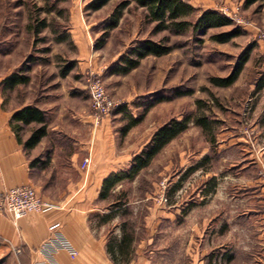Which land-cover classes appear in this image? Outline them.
<instances>
[{
  "label": "rangeland",
  "instance_id": "374dc122",
  "mask_svg": "<svg viewBox=\"0 0 264 264\" xmlns=\"http://www.w3.org/2000/svg\"><path fill=\"white\" fill-rule=\"evenodd\" d=\"M94 1L0 0V70L18 62L21 68L35 70L37 78L44 67L48 73L70 63L80 68L86 59L79 50L87 49L88 68L83 75L75 68V75L86 86L91 73L98 75L107 92L124 101L110 117L120 144H130L133 155L170 118L204 114L212 122L213 141L191 123L149 167L116 187V192L125 190L128 199L127 214L117 219L134 222L144 236L143 220L150 209L154 217L167 211L166 226L156 228L150 249L165 251L163 264H191L179 204L183 195L193 201L194 186L199 196L189 213L207 225L203 245L210 244L216 232L214 264H264V90H254L264 72V53L255 41V29L264 28V2L246 6L245 0H186L198 13L239 5L246 25L173 35L154 32L153 24L144 20V10L132 0H108L98 10L89 7ZM234 28L239 34L228 42L212 38ZM146 38L173 50L160 57L148 55L130 72L121 73L122 58L132 59L133 47ZM245 52L247 63L234 84H211V78L227 76ZM189 90L192 93L186 94ZM163 183L165 204L160 201ZM208 185L209 198L203 194ZM106 204L101 202L103 210ZM204 217L210 220L203 222ZM0 263L13 264L1 245Z\"/></svg>",
  "mask_w": 264,
  "mask_h": 264
},
{
  "label": "crops",
  "instance_id": "0c3cea01",
  "mask_svg": "<svg viewBox=\"0 0 264 264\" xmlns=\"http://www.w3.org/2000/svg\"><path fill=\"white\" fill-rule=\"evenodd\" d=\"M79 51L83 60L86 59L83 67L76 68L73 64L65 74L61 68L54 67L52 73H48L44 67L43 75L36 78L35 70L21 68L18 62L0 70V192L27 185L35 188L45 201L57 205L16 221L0 214L1 249L7 250L13 264H31L40 257L37 249L49 237L52 223H59L63 236L76 251L74 258L66 251L57 252L58 264H114L106 246L109 238H120L121 221L117 214L111 221L101 222L99 216L109 211L102 209L98 195L102 181L128 168L134 155L130 144H120L118 128L110 116L94 124L87 86L75 75L79 72L83 75L88 68L89 52L81 48ZM12 75L14 81L19 76L27 80L14 84L4 82ZM24 107L41 111L42 124L46 127L45 135L31 148H26L24 142L41 124L21 123L23 129L18 134L21 141L17 140L11 126L13 115ZM88 155L86 169L80 168L81 161ZM204 188L203 194L211 197V186ZM192 189L193 201L183 195L179 204L184 209L180 218L183 237L189 243L184 250L192 258L191 264H214L213 254L218 249L216 232L212 236L210 230L208 234L214 238L210 244L203 245L204 238H208L204 233L207 225L201 223L202 217L189 213L194 211V199L199 196L197 187L192 186ZM261 192L264 194V189ZM168 219L167 211L154 217L150 209L143 220L145 234L139 236L140 228L135 227L131 259L123 264H163L165 251L156 252L150 246L154 231L159 225L163 229ZM207 220L210 218L204 217L203 222ZM109 223L112 226L107 229Z\"/></svg>",
  "mask_w": 264,
  "mask_h": 264
},
{
  "label": "trees",
  "instance_id": "16d2710c",
  "mask_svg": "<svg viewBox=\"0 0 264 264\" xmlns=\"http://www.w3.org/2000/svg\"><path fill=\"white\" fill-rule=\"evenodd\" d=\"M108 0H96L89 4L94 10L101 9L102 6ZM135 6H138L144 10V20L153 24L154 32L168 31L173 35L184 34L188 31L205 33L208 29H214L219 27H226L233 24L228 18H225L212 10H204L198 13V9L188 3L186 0H132ZM264 2V0H245L247 5L255 2ZM116 17L113 25H116ZM38 33V30H35ZM239 34L238 28H234L226 33H219V35L212 36L216 42H228L234 36ZM172 47L165 45L164 43H157L149 38L139 41L135 47H133L130 55L132 59L122 58L123 66L119 67L121 73H127L137 67L139 61L148 55L160 57L161 55L168 54L172 51ZM248 52L243 53L237 59V63L233 70L225 77L211 78L210 82L217 87H227L235 83L239 73L243 69L245 63L248 60ZM73 68V64L70 63L62 68V74L70 71ZM259 79L255 83L254 90L260 91L264 88V72L259 73ZM14 75L5 78L4 82H11L12 84L17 82H25V77L19 76L17 81H14ZM181 93V92H178ZM192 92L186 91V94ZM199 106L200 100L196 101ZM200 107V106H199ZM43 114L35 107H24L17 111L12 117L13 124L11 123L12 130L14 131L17 140L21 141L18 134L23 129L22 124H28L32 121L40 123L41 126L34 128L30 136L24 142L26 148H31L37 144L41 137L45 135V125H43ZM200 127L202 133L209 135L208 141L212 142V122L204 114H195L192 116H183L180 119L170 118L161 127H159L149 139V142L134 155L128 168L121 170L117 173H112L106 177L102 182V188L99 192L100 201L107 202L106 207L108 213L99 216L102 223L111 221L117 214H127V208H124L128 204L126 191H115L116 187L124 181H131L138 173L149 167L150 162L164 149V147L178 137L179 134L188 129L189 125ZM211 136V137H210ZM121 235L118 240L113 237L109 238L106 251L110 255L114 264L127 263L131 259V253L133 252L134 244V229L136 225L134 222L122 218L120 220ZM2 264V263H0Z\"/></svg>",
  "mask_w": 264,
  "mask_h": 264
},
{
  "label": "built area",
  "instance_id": "2783aa9c",
  "mask_svg": "<svg viewBox=\"0 0 264 264\" xmlns=\"http://www.w3.org/2000/svg\"><path fill=\"white\" fill-rule=\"evenodd\" d=\"M240 10L241 7L239 5H235L233 8L221 7L218 14L228 18L238 27H244L246 23L240 15ZM255 32V41L262 53H264V28L262 30L256 28ZM88 80L89 109H91L94 124L97 125L102 119L119 110L124 101L111 96L98 75L96 76L91 73ZM89 160V155L84 157L80 163V168L86 169ZM162 186L160 201L165 204L167 197L164 195V183ZM56 207L57 205L54 203L41 198L36 189L31 186L22 185L0 192V214L8 216L13 221L19 220L21 217L29 214L44 213ZM49 227V237L37 249V254L40 257L32 261L31 264H58L55 254L59 251H66L71 258L76 256V251L71 243L60 231L59 223H52Z\"/></svg>",
  "mask_w": 264,
  "mask_h": 264
}]
</instances>
